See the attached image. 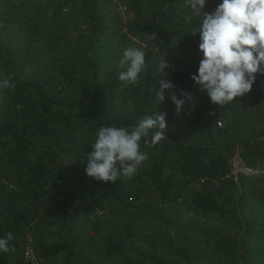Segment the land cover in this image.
I'll list each match as a JSON object with an SVG mask.
<instances>
[{"label":"trees","instance_id":"obj_1","mask_svg":"<svg viewBox=\"0 0 264 264\" xmlns=\"http://www.w3.org/2000/svg\"><path fill=\"white\" fill-rule=\"evenodd\" d=\"M117 1L131 17L110 31L103 0H0V80L11 84L0 90V169L10 170L0 180V236L12 233L14 249L0 264H28L29 237L40 263L105 264L88 222L116 264H264V73L219 107L191 79L202 53L187 0ZM130 46L147 67L125 87L119 60ZM164 58L162 78L174 87L159 102ZM172 94L185 100L179 113ZM154 112L167 114L166 135L141 141L147 158L131 176L101 183L85 174L101 127L131 129ZM181 122L188 137L175 134ZM236 152L263 173L235 178ZM176 197L188 221L172 212ZM51 229L57 237L46 242Z\"/></svg>","mask_w":264,"mask_h":264},{"label":"clouds","instance_id":"obj_2","mask_svg":"<svg viewBox=\"0 0 264 264\" xmlns=\"http://www.w3.org/2000/svg\"><path fill=\"white\" fill-rule=\"evenodd\" d=\"M208 0H187L190 14L184 17L187 23L193 18L198 22V50L202 53L197 72L191 79L201 91H205L213 104L224 106L233 103L236 97L248 93L255 83L256 74L264 73V0H220L212 12L205 10ZM118 73L122 86L136 85L147 67L145 52L137 47H128L119 60ZM169 67L164 58L158 65L161 73L156 97L165 100V90L174 87L163 79ZM11 86L8 79L0 80V90ZM191 97H189L190 99ZM179 113L185 103L175 94L171 96ZM166 113L154 112L127 127H101L91 151L87 153L85 174L101 183H115L121 176H131L147 156L140 151L141 141L155 146L166 135ZM150 138V141H149ZM13 240L12 233L0 236V254H6Z\"/></svg>","mask_w":264,"mask_h":264},{"label":"rangeland","instance_id":"obj_3","mask_svg":"<svg viewBox=\"0 0 264 264\" xmlns=\"http://www.w3.org/2000/svg\"><path fill=\"white\" fill-rule=\"evenodd\" d=\"M102 3H103V9L105 8L104 9V17H105L106 22L108 24V30H110V31L116 30L117 25L115 23V20L118 16H121L123 22H126L131 17V14L126 11V8H125L123 2H121V1L103 0ZM72 34L75 35L76 33L73 32ZM190 126L191 125L188 122L178 123L177 130L175 131V134H183L184 137H188V134L186 132H188L187 129L190 128ZM236 153H238V152H236ZM3 168H4V170H3ZM263 172H262V170L257 169V170L251 171L247 175L252 177V176H255L257 174H262ZM9 173H10V170L9 169L7 170L6 164L3 163V167H2V169H0V180H3V176L8 175ZM239 174H241V173H239ZM234 175L236 177L237 176L239 177L238 174H234ZM8 185L10 188H12L11 183H8ZM176 198H175L174 203L171 204L172 205V212L173 211L176 212V215H175L176 217L181 216L183 221H188L189 218H192V215L189 213L186 206L181 204L182 202L180 201V199H178L179 197L177 199ZM168 209H169V207H165L163 209V212H167ZM99 215H101V217H102V213H100ZM109 218L110 217L105 216L104 218H102V220H103V222H107V221H109ZM91 220H93V219H91ZM86 225H87V228L84 227V229H83L84 233L87 236H92V237L96 238V240L98 241L99 251H100L99 257L102 260V262L105 264H116V261H117L116 256L108 254L106 252V250L104 249L103 244L107 242V239L103 233V230L96 229L95 228L96 226L94 224H91V222L86 223ZM170 230H172L173 234H180L183 231L182 228H180V229L171 228ZM55 233H56L55 229H51L50 230V237L48 236V238L46 239L47 240L46 242H48L50 240V238H51V240L55 239L57 237V235H54ZM31 238L32 237H29V239L26 241V243H24V245L22 247V256H23V259L27 262H28V260L26 259L25 251H26V248L28 245H33L35 247L37 255H38V251H39L38 247L36 246L37 241L36 242L33 240L31 241ZM28 264H31V263L28 262ZM40 264H45V263L42 261ZM52 264H64V262L62 259H58L56 262H53Z\"/></svg>","mask_w":264,"mask_h":264},{"label":"built area","instance_id":"obj_4","mask_svg":"<svg viewBox=\"0 0 264 264\" xmlns=\"http://www.w3.org/2000/svg\"><path fill=\"white\" fill-rule=\"evenodd\" d=\"M231 164H232V175L235 178H238V176L236 177L234 174H238V175H247L249 174L251 170L249 167H247L243 161V159L241 158L239 153H236L232 159H231ZM240 166V167H239ZM241 173V174H239ZM202 182H204V180H202ZM33 239L31 238V241ZM26 254V259L28 260V262H30L31 264H40L39 263V259H38V255L37 252L35 250V247L33 245H28L25 251Z\"/></svg>","mask_w":264,"mask_h":264}]
</instances>
